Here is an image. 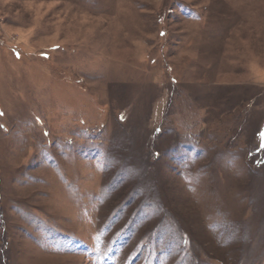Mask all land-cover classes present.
Listing matches in <instances>:
<instances>
[{"label": "rangeland", "instance_id": "374dc122", "mask_svg": "<svg viewBox=\"0 0 264 264\" xmlns=\"http://www.w3.org/2000/svg\"><path fill=\"white\" fill-rule=\"evenodd\" d=\"M0 264H264V0H0Z\"/></svg>", "mask_w": 264, "mask_h": 264}]
</instances>
